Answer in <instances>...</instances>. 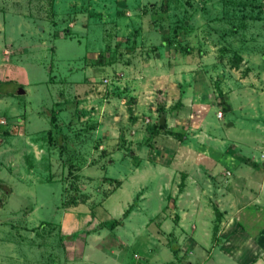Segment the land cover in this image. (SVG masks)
Masks as SVG:
<instances>
[{"label": "rangeland", "instance_id": "1", "mask_svg": "<svg viewBox=\"0 0 264 264\" xmlns=\"http://www.w3.org/2000/svg\"><path fill=\"white\" fill-rule=\"evenodd\" d=\"M0 81V264H56L86 233L129 252L203 248L175 198L205 197L219 220L264 203V0H0ZM139 191L121 240L96 230Z\"/></svg>", "mask_w": 264, "mask_h": 264}, {"label": "crops", "instance_id": "2", "mask_svg": "<svg viewBox=\"0 0 264 264\" xmlns=\"http://www.w3.org/2000/svg\"><path fill=\"white\" fill-rule=\"evenodd\" d=\"M61 154L63 155L60 146V151L58 152L60 158H62ZM50 155L53 157L51 152ZM46 157H49L48 151L46 153ZM57 161L58 160L51 161L50 159L48 161L49 164L47 165V167L50 168V180L55 178L53 177L55 174L54 170L57 171L58 166H60L61 169L63 168L62 161ZM159 164L161 166V164L163 163L161 162ZM124 184L125 182L120 183L118 187L113 189L111 193L107 194L106 196H111L117 188L124 187ZM188 185L189 186H187V189L200 188V185L197 183H189ZM141 186L142 185L140 183L138 188H142ZM159 189L160 197L163 199L164 189L161 190V187H159ZM138 193L140 198L138 206L140 204V206L142 207V205L145 203H143V200L146 199V195L145 193L140 191ZM259 198L260 197L257 198L258 201L254 200V203L251 204L252 206L256 207V210L255 212L251 213V216L248 215L249 217L246 216V214H240L238 212L239 210L237 208L236 201L233 202V204L235 205V211L233 212V214L228 216V219L226 220L224 215H221L217 230V235L219 239L218 242H212V231L214 225L212 221H214L216 214L215 209L214 211L212 210V213L209 207H206L207 204L209 205V203H206L207 199L205 197L202 199L189 198L187 200V205H189V208L183 209L184 204L181 203L180 198H175L174 205H176V207H174L173 211H175L174 215H177L178 220H182V218L189 220L190 225L194 222L200 223L199 226L203 230L202 234L204 235L205 233L204 236L201 235L203 237V248H175V251L171 248H132L131 252H129L130 248H104L103 242L101 244L99 238H97L96 241L93 239L96 236L99 237V235H96L94 233L88 235L86 233L83 239L85 242L81 246L82 248H67L66 252L63 248H57L54 250L55 253H58V255L61 256L60 262L56 264H183L185 262L186 264H264V223H261V225H258L257 228L251 229L249 231L245 230L243 225L240 224L241 220L244 221V225H246V223L251 222L252 220L256 222L257 219H260L261 216L264 215V203H260ZM198 203L202 204V208H205L207 212L198 213L199 210H201ZM166 204L167 202L164 198V202L159 203L160 207L154 209V212L156 214L154 215L158 216L159 214H162L164 210H166ZM139 207L131 209L128 215H126L125 218L123 217L120 220L121 222L117 225H114V227L112 228L106 226V223L108 222L107 220L102 225L96 224L94 227L97 231H99V233H103L105 231H108L110 233L112 232L114 234V237L121 240L119 235H121V233H124V231L118 234L117 229L121 227L123 230L129 231L128 225L131 224L134 214L136 212L139 213L142 210V208ZM106 209L108 213L109 210L114 209V205H109L108 208L106 207ZM257 210H259L260 212ZM118 214L119 213L115 215V219H117L116 217H119ZM94 216H97V214L95 212H90L89 218L91 219H85L84 217V219H82L85 220L84 226L83 221L81 220L80 232H87V230L84 229L89 226L88 222L90 220H93ZM151 216H149V218ZM146 220L147 218L145 217L144 222ZM90 227L91 226H89V228ZM157 231L158 230H156V232ZM81 235L83 236V234ZM88 240L89 242L91 241V244L93 246H96V248H85L86 244L88 243ZM229 245H232V247L229 248ZM204 254H207L205 258L203 257ZM199 255H201V257ZM195 259H197L198 261L196 262ZM199 259H201V261L203 260L202 263L199 261ZM132 260L134 261V263L132 262Z\"/></svg>", "mask_w": 264, "mask_h": 264}, {"label": "trees", "instance_id": "3", "mask_svg": "<svg viewBox=\"0 0 264 264\" xmlns=\"http://www.w3.org/2000/svg\"><path fill=\"white\" fill-rule=\"evenodd\" d=\"M2 82L0 81V84H1ZM5 93L4 92H2V93H0V95H4ZM178 103H180V102H178ZM181 104V103H180ZM59 110L58 111H60L61 110V107H62V102H59ZM57 114V113H56ZM158 127H164L165 126V124H159V123H157L156 124ZM58 130H59V128H57ZM56 129V130H57ZM49 163H48V161H47V163H46V165H48ZM128 210V209H127ZM126 210V211H127ZM121 221L120 220H117V221H115L112 225H108V224H106V226H108V227H110V228H112V227H114V225H117L118 223H120ZM219 222H220V220L219 219H217V217H216V220H215V222H214V228L217 230V226L219 225Z\"/></svg>", "mask_w": 264, "mask_h": 264}, {"label": "water", "instance_id": "4", "mask_svg": "<svg viewBox=\"0 0 264 264\" xmlns=\"http://www.w3.org/2000/svg\"><path fill=\"white\" fill-rule=\"evenodd\" d=\"M25 91H24V89L23 88H19V90L17 91V93L18 94H23ZM160 124H162V123H164V119L163 118H161V120H160V122H159Z\"/></svg>", "mask_w": 264, "mask_h": 264}]
</instances>
